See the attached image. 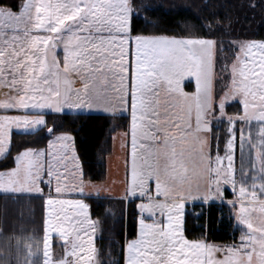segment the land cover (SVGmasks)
<instances>
[{"label":"snow or ice","instance_id":"6c2138e0","mask_svg":"<svg viewBox=\"0 0 264 264\" xmlns=\"http://www.w3.org/2000/svg\"><path fill=\"white\" fill-rule=\"evenodd\" d=\"M134 16L142 19L132 0H24L18 11L0 7V87L15 93L0 101V109L23 112L0 115V160L11 158L13 129L54 135L45 110L123 106L131 117L127 198L143 201L125 264H264V42L239 44L230 86L217 94L214 40L137 34ZM77 80L82 87H74ZM186 80H194V92L184 91ZM229 100L239 101L241 115L226 114ZM217 112L226 118L230 138L224 156L217 149L213 157L203 134L212 131ZM237 120L260 128L257 140L240 130L239 177L232 131ZM71 142V136H56L47 152L26 149L14 157L15 167L0 171V193L45 198L44 234L35 249L25 246V264H99L89 206L63 198L69 177L72 189L83 194L85 187ZM69 159L76 171H69ZM222 183L233 191L239 185L238 201L229 203L234 209L238 204L240 243L187 239L185 202L201 192L205 200L222 195ZM54 237L64 249L58 258Z\"/></svg>","mask_w":264,"mask_h":264},{"label":"trees","instance_id":"16d2710c","mask_svg":"<svg viewBox=\"0 0 264 264\" xmlns=\"http://www.w3.org/2000/svg\"><path fill=\"white\" fill-rule=\"evenodd\" d=\"M22 3L24 0H0V7L18 11ZM132 3L134 13L142 18L133 17L132 25L137 34L177 39H211L217 42L215 70L236 58L241 42H264V0H132ZM227 54L230 57H226ZM226 114L241 115V105H228ZM217 117L211 123L213 155L230 138L226 118L221 119L218 114ZM45 119L54 135L46 129L34 134L13 133L11 158L0 160V171L15 167L14 157L20 152L26 149H46L53 137L62 133L74 139L84 181L103 182L106 179V158L112 152L111 130L114 118L103 114L51 113L46 114ZM115 119L119 125L118 130L129 131L130 114L117 115ZM240 123L243 122L238 120L235 125L238 140L235 164L238 175L241 162ZM244 126L246 128L249 125ZM254 126L257 140L260 128L257 123L251 127ZM245 150L247 152V146ZM44 188L47 192L45 184ZM224 193L222 200L185 205L184 235L187 239H204L209 244L227 246L232 232L241 235V228L235 219L237 208L234 209L232 203H229L236 200L235 192L226 189ZM139 203V200L87 199L90 217L100 225V235L95 241L99 264H125L126 242L138 237ZM45 218L44 197L0 195V264H25V246L31 243L35 249V241L41 240L44 234ZM54 248H58V243L54 244Z\"/></svg>","mask_w":264,"mask_h":264},{"label":"rangeland","instance_id":"374dc122","mask_svg":"<svg viewBox=\"0 0 264 264\" xmlns=\"http://www.w3.org/2000/svg\"><path fill=\"white\" fill-rule=\"evenodd\" d=\"M237 55H242L239 53V48H238V52L236 53L235 57ZM216 57H218V44H217V42H216V46L214 49V66H215ZM226 57H230V54H227ZM233 62H235V59L232 62L225 64L224 67H222L221 69L215 70L214 89H215V92L217 94H221L222 92H226L228 87L230 86V83H231V64ZM186 85H189V86H186ZM194 90H195L194 80L193 81H187L186 80L184 82V91H186L188 93H192V92H194ZM233 103H239V101L238 100L227 101L226 106H225V111H226V107L228 105L233 104ZM241 107H242V105H241ZM119 112H121L122 114L124 113L125 115L129 114V112L124 110V107L120 106V105H115V106L109 107L107 110H105V108L103 106H94L89 111V114H103V115H109V116L114 118L113 119V128L111 130V132L113 133L111 135L112 152L106 158V179L103 182L88 183L86 188H85V192H92L93 193V195H94L93 198L97 197V199L98 198H100V199H116V198H123L125 195H127V189H128L129 183H130L131 134H130V128H129V131L118 130L119 125H118L115 117L117 116V114H119ZM217 114H218V112H217ZM212 121H213V119H212ZM255 123H257V122L253 121L251 123V126L255 125ZM244 125L245 124L240 123L239 127H241V129H243L245 131V129L249 128V126L245 128ZM251 126H250L249 130L247 129V131H245V133L251 132V135L252 134L254 135V137H251V138L253 140H255V126L254 127H251ZM241 129H239V132ZM232 131H235V129H232ZM203 135H205L207 138V146H206L205 150L210 152L213 155L212 150H211V132L203 134ZM237 143H238V140L236 141V144ZM222 146H223V148L219 151L220 156H224L225 151H226V145L225 146L222 145ZM216 154H217V151L215 152L213 157ZM237 177H239L238 174H237ZM202 187H203V185H202ZM220 187L222 189L223 194L210 196L206 201L222 200L224 197V194H225L224 191L226 189H232L230 184H223L222 183ZM238 187H239V185L237 186V190L234 191L235 195H236V198H235L236 200L234 202H237L239 199ZM112 197H115V198H112ZM203 197H204V193L201 192L200 195L196 196L195 198L188 199L187 202L188 203L202 202V201H205V199ZM129 200H139L140 203L143 202L138 197L132 198ZM85 204H87V202H85ZM237 209H238V204H237ZM237 209H236V211H237ZM184 214H185V207H184ZM93 221L96 222V225H97L96 231L94 233V237H96L94 240V243H95L97 237L100 235V225H99V222L97 220H93ZM239 227L241 228V226H239ZM55 243H58V248H54ZM230 245L231 244H229L227 246H230ZM52 246H53V253H54V256L56 258H58L64 254V249L62 247V241L58 237H54V239L52 241ZM126 255H127V253H126ZM217 255L219 258H223V253H218Z\"/></svg>","mask_w":264,"mask_h":264},{"label":"crops","instance_id":"0c3cea01","mask_svg":"<svg viewBox=\"0 0 264 264\" xmlns=\"http://www.w3.org/2000/svg\"><path fill=\"white\" fill-rule=\"evenodd\" d=\"M58 54L61 55V57H62V52H60ZM74 87L80 88V87H82V84L77 80L76 83L74 84ZM14 94L15 93L12 92L8 87H0V101H3L8 96L14 95ZM90 110H91V108H87V107H79V108L78 107H71V108L65 107L60 112H56V111H53V110H45V115L46 114H51V113L52 114H64V113L80 114V113H89ZM3 114H7V115H22L23 112H22V110L13 109V110H9L8 112L5 113L4 110L0 109V115H3ZM119 114L121 115L122 113L119 112ZM119 114H117V115H119ZM45 115H44V119H45ZM45 121H46V119H45ZM13 133H24V134H26L23 129H13ZM61 135L71 136V135L62 134V133L61 134H57L56 136H61ZM56 136H54L51 141L55 140ZM71 143H72V147H73V149L75 151L76 163L79 165V172L82 173V178H83L82 166H81V163L79 161V158H78V155H77V152H76V149H75V143H74L73 137H72V142ZM41 150H44V151L47 152L48 151V147L46 149H41ZM47 159H51V157L46 156V160ZM66 163L68 164V168H69L70 172L76 171V167H75V165L72 163V161L70 159L68 161H66ZM76 182L78 184L79 181L77 180ZM83 182H84L85 187H84V193L81 194L79 192L78 188L72 189V187H71V185H72V177H69L68 183H69L70 188H69V191H67V193L65 194V196L63 198L71 199V200L80 199V200L83 201V203L87 202V199H97V197L93 198L94 195H93L92 192H85V188H86L87 184L91 183V182H85L84 179H83ZM44 184L46 185V183H42L40 186L44 189V192H45ZM53 187H54V185H53ZM48 191H49V189L47 187V192H45V194H47ZM0 195L21 196V195H12V194H4V193H0ZM22 196L41 197L39 194H35V193H33V194H24ZM112 198H115V197H112ZM116 199H122V200H128L129 201V198H127V195H125L123 198H116ZM187 203L188 202L186 201L185 204H187ZM46 214H47V206H46ZM183 223H184V220H183Z\"/></svg>","mask_w":264,"mask_h":264},{"label":"built area","instance_id":"2783aa9c","mask_svg":"<svg viewBox=\"0 0 264 264\" xmlns=\"http://www.w3.org/2000/svg\"><path fill=\"white\" fill-rule=\"evenodd\" d=\"M230 237H231V239H230V244L231 245H236V244L240 243L239 236L236 235L235 233L232 232V234H230Z\"/></svg>","mask_w":264,"mask_h":264}]
</instances>
